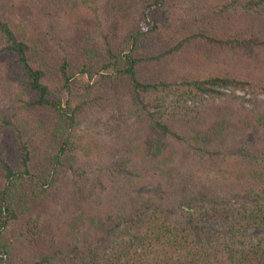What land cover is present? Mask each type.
Masks as SVG:
<instances>
[{
	"label": "trees",
	"instance_id": "1",
	"mask_svg": "<svg viewBox=\"0 0 264 264\" xmlns=\"http://www.w3.org/2000/svg\"><path fill=\"white\" fill-rule=\"evenodd\" d=\"M77 1L0 0V264H264V112L250 121L261 129V149L250 164L226 170L229 186L245 179L239 202L188 199L179 211L169 201L150 206L149 197L133 204L130 186L112 185V168L90 177L74 131L88 111L124 95L154 132L181 138L163 118L167 100L185 108L222 88L264 93V0H209L221 22L213 32L180 28L168 0H104L118 40L95 35ZM61 16L70 23L64 37L54 29ZM189 53L204 65L220 55L252 65L202 68ZM186 110L187 123L207 137L241 132L229 106L213 117Z\"/></svg>",
	"mask_w": 264,
	"mask_h": 264
},
{
	"label": "rangeland",
	"instance_id": "2",
	"mask_svg": "<svg viewBox=\"0 0 264 264\" xmlns=\"http://www.w3.org/2000/svg\"><path fill=\"white\" fill-rule=\"evenodd\" d=\"M103 1L78 0L75 11L79 13L78 16L86 13L91 17V27L97 28L94 31L95 35L103 34L107 35L108 39L118 40L122 35L114 27L117 18L113 12H104ZM208 1L168 0L167 10L180 19V25L184 26L180 28L188 32L208 31L221 23L214 18L216 13L211 12L212 6L211 3H207ZM130 14H126L122 19L124 27L132 19ZM69 26L70 23L64 16L59 17L54 27L55 34L66 36L69 33ZM193 44L197 49L196 42ZM189 55L195 61V54L189 53L187 57ZM241 62L245 67L230 65L228 60L220 55L209 59L206 65L216 70L239 68L247 72L251 69L250 60L245 58ZM193 64L206 67L202 58ZM159 73L160 71L157 72ZM253 96L260 99L261 103H253L251 100ZM121 97L120 100L114 101L109 109L88 111L75 125L74 131L79 141L76 149L80 156L78 162L80 168L89 169L90 177L97 173V170L110 171L112 168L117 174V179L115 177L114 180L116 182L112 185L130 186L136 195L133 197L130 192L133 204L135 198L140 201L141 197H149L150 206L160 207L161 202L169 201L170 205L179 203L175 207V210L179 211V205L187 209L184 203L188 199L192 203L202 202L203 199L223 203L239 202L238 197H243L241 187L245 179L238 178L235 180L236 183L229 186L232 180H228L226 170L231 168L233 172L243 163L250 164L257 155L256 150L261 149L263 143L261 129L250 121L253 114L264 112V93L222 88V93L217 96L203 94L189 99L185 108L180 102L167 100L165 103L168 109L163 118L172 129L178 127L181 129V138L173 135L162 136L154 132L155 129L151 128V122L147 118L132 112V100L124 95ZM174 104L177 106L173 107ZM220 106H229V110L239 114L237 119L242 127L240 133L227 130L224 137L214 139L201 134L187 123V114L190 111L185 114L186 107H193L213 117L214 110ZM223 181H227V185H223ZM111 190L109 187L104 195L100 196V193L96 198L97 202L100 197L104 199L110 197ZM151 193L160 204L153 202Z\"/></svg>",
	"mask_w": 264,
	"mask_h": 264
}]
</instances>
